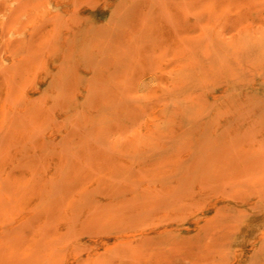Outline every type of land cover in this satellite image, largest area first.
I'll return each instance as SVG.
<instances>
[{
	"label": "rangeland",
	"instance_id": "1",
	"mask_svg": "<svg viewBox=\"0 0 264 264\" xmlns=\"http://www.w3.org/2000/svg\"><path fill=\"white\" fill-rule=\"evenodd\" d=\"M15 1L0 264H264V0Z\"/></svg>",
	"mask_w": 264,
	"mask_h": 264
},
{
	"label": "bare ground",
	"instance_id": "2",
	"mask_svg": "<svg viewBox=\"0 0 264 264\" xmlns=\"http://www.w3.org/2000/svg\"><path fill=\"white\" fill-rule=\"evenodd\" d=\"M15 1V0H14ZM20 1V0H19ZM18 0L17 1H15L16 3L15 4H17V2H19ZM19 3H21V1L19 2ZM19 4H17V6H18ZM14 6H16V5H14Z\"/></svg>",
	"mask_w": 264,
	"mask_h": 264
}]
</instances>
